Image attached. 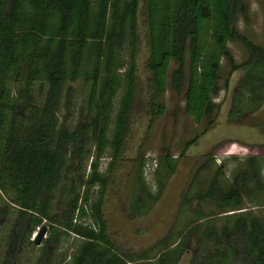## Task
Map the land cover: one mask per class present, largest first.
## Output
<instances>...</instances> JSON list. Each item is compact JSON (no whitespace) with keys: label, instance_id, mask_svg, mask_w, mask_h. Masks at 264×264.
I'll use <instances>...</instances> for the list:
<instances>
[{"label":"trees","instance_id":"16d2710c","mask_svg":"<svg viewBox=\"0 0 264 264\" xmlns=\"http://www.w3.org/2000/svg\"><path fill=\"white\" fill-rule=\"evenodd\" d=\"M138 4L0 0V215L14 217L0 264H20V246L31 242L28 236L41 221L50 234L43 248L51 243L54 249L64 233L75 238L71 264H176L187 248L189 264H264V226L244 207L245 200L264 206V183L253 156L228 180L216 165L202 189L183 194L177 217L185 220H175L149 249L122 256L105 234L102 192L123 148L135 94ZM139 10L148 49L150 123L163 113L158 98L166 89L182 94V111L195 125L209 117L216 109L211 100L219 91L224 59L230 73L241 72L227 121L262 126L251 118L264 105V47L235 28L245 15L242 0H143ZM228 42L243 48L241 64L234 63ZM170 63L175 67L168 72ZM75 82L85 91L77 106L70 87ZM104 155L109 163L99 172ZM174 162L168 154L157 158L158 189L163 184L158 171L163 167L166 179ZM143 163L138 156L132 215L146 214L157 198L144 184ZM93 187L97 191L91 197ZM44 253L33 264H51Z\"/></svg>","mask_w":264,"mask_h":264},{"label":"rangeland","instance_id":"374dc122","mask_svg":"<svg viewBox=\"0 0 264 264\" xmlns=\"http://www.w3.org/2000/svg\"><path fill=\"white\" fill-rule=\"evenodd\" d=\"M245 9L244 17H238L235 28L238 33L254 45L264 47V9L261 0H242ZM143 0H139L136 15V35L134 59L135 94L129 126L123 148L118 160L108 171L107 182L102 192V218L105 223V234L110 243L120 255H137L150 248L159 240L176 220L179 223L185 220L184 216L177 213L183 194L194 193L202 189L212 175L214 167L221 165L224 179L228 180L232 172L241 166L247 157H255L259 167L260 177L264 183V105L252 115V120L261 123L258 128L246 124H231L226 116L231 105L234 89L241 77L240 71L230 73L227 62L220 60V68L216 81L219 89L212 98L216 105L215 111L200 124L195 125L192 119L183 111L182 94L175 95L169 89L158 98V104L163 107V113L150 123L149 75L146 70L148 49L145 40L144 18L139 10ZM235 64H241L246 54L243 48L233 42L227 43ZM125 47L122 56L126 58ZM175 65L170 63L168 72ZM81 83H71L73 90L72 101L77 106L85 91ZM81 89V90H80ZM116 100L113 108L115 109ZM70 119L68 123H73ZM211 120V124L208 121ZM196 137L195 142L189 143ZM168 154L174 159L173 171L164 179L163 167L157 173L158 179L163 182L158 189L153 179L157 158ZM144 159L142 176L144 184L156 200L151 204L144 215H132L129 212L130 191L132 175L136 158ZM212 162L210 161V159ZM109 163L104 155L99 160V172H104ZM87 166L85 172H87ZM97 191L91 188V197ZM57 191L54 192V196ZM264 195V194H263ZM53 200V205L55 203ZM193 207L195 202H193ZM253 202L244 201V207L251 210L264 226V206H254ZM14 217L7 219L0 215V254L3 253V242L10 231ZM86 223L88 221L86 220ZM39 227H44L43 237L37 245L34 244L36 232ZM48 225L41 221L28 236L30 243L22 242L19 253L20 264H33L35 259L42 254H49L51 264H71L75 254L77 242L72 235L61 234L54 249L51 243L43 248L44 239L49 237ZM190 248L184 250L177 259L176 264H189ZM240 264V263H238Z\"/></svg>","mask_w":264,"mask_h":264},{"label":"water","instance_id":"95a60500","mask_svg":"<svg viewBox=\"0 0 264 264\" xmlns=\"http://www.w3.org/2000/svg\"><path fill=\"white\" fill-rule=\"evenodd\" d=\"M44 234V227H39L36 232V237L34 240V244L37 245L40 241V239L43 237Z\"/></svg>","mask_w":264,"mask_h":264}]
</instances>
